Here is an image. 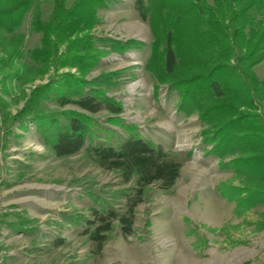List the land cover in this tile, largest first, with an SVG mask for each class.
<instances>
[{"label":"trees","instance_id":"1","mask_svg":"<svg viewBox=\"0 0 264 264\" xmlns=\"http://www.w3.org/2000/svg\"><path fill=\"white\" fill-rule=\"evenodd\" d=\"M47 1L53 8L45 20L37 0H0V123L26 130L33 122L58 158L79 153L89 138L97 137L89 115L108 110V121L125 129L127 137H113L106 129L105 141L89 149L101 168L118 172L123 184L131 186L125 212L94 209L92 219L64 215L70 223L84 222V234L101 253L114 222L122 234L132 235L136 208L147 189H172L182 164L162 146L142 138L136 126L122 123V104L103 89L118 73L88 79L110 52V41L93 34L100 23L98 11L108 0H75L72 5L68 0ZM136 2L154 37L146 68L157 88L169 85L179 94L178 112L188 118L198 115L207 155L242 180L243 187L233 189L239 205L251 208L264 202V82L255 71L264 63V0ZM32 11V31L41 39L26 53L21 28ZM111 44L118 53L141 46L134 40ZM26 56L30 63L24 61ZM50 103L60 109H49ZM13 104H22L15 115L9 111ZM70 105L79 110L63 109ZM29 222L9 226L29 233Z\"/></svg>","mask_w":264,"mask_h":264},{"label":"rangeland","instance_id":"2","mask_svg":"<svg viewBox=\"0 0 264 264\" xmlns=\"http://www.w3.org/2000/svg\"><path fill=\"white\" fill-rule=\"evenodd\" d=\"M37 1L48 20L52 2ZM136 1L108 0L99 9L100 23L93 34L110 41L106 43L110 52L88 79L118 73L103 89L122 104V123L136 126L142 138L162 146L180 162V177L170 190L149 187L136 208L133 234H122L115 221L102 252L97 253L84 234V222L70 223L64 215L92 219L94 209L125 212L131 186L123 184L118 172L101 168L89 149L105 141L107 130L113 137L128 133L110 123L112 115L103 110L89 115L97 137L89 138L79 153L58 158L33 122L26 130L0 123V221L8 232L1 249L6 264H264V202L251 208L239 205L233 189L243 187L242 180L233 169L222 168L217 157L207 155L198 115L188 118L178 112L179 94L169 85L157 88L146 68L154 37ZM32 18L33 11L21 28L26 53L41 39L32 31ZM130 40L141 43L140 48L113 50L112 42ZM24 61L30 63L28 56ZM255 71L264 82V63ZM21 106L13 104L9 111L15 115ZM48 108L60 109L53 103ZM63 109L79 110L74 105ZM22 221H30L26 227L31 232L10 229L9 225Z\"/></svg>","mask_w":264,"mask_h":264},{"label":"built area","instance_id":"3","mask_svg":"<svg viewBox=\"0 0 264 264\" xmlns=\"http://www.w3.org/2000/svg\"><path fill=\"white\" fill-rule=\"evenodd\" d=\"M7 236H8V232L5 230L3 224L0 221V264H6L5 263L6 252L1 249V244H3L6 241Z\"/></svg>","mask_w":264,"mask_h":264}]
</instances>
